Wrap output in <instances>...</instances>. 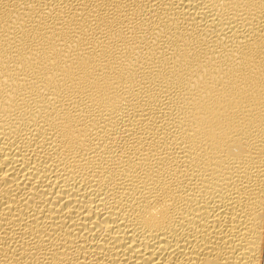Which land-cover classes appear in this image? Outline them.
<instances>
[{"label": "bare ground", "instance_id": "6f19581e", "mask_svg": "<svg viewBox=\"0 0 264 264\" xmlns=\"http://www.w3.org/2000/svg\"><path fill=\"white\" fill-rule=\"evenodd\" d=\"M0 264H264V0H0Z\"/></svg>", "mask_w": 264, "mask_h": 264}, {"label": "rangeland", "instance_id": "374dc122", "mask_svg": "<svg viewBox=\"0 0 264 264\" xmlns=\"http://www.w3.org/2000/svg\"><path fill=\"white\" fill-rule=\"evenodd\" d=\"M232 148V147H231ZM231 148H230V150H231ZM236 150V149H235Z\"/></svg>", "mask_w": 264, "mask_h": 264}]
</instances>
